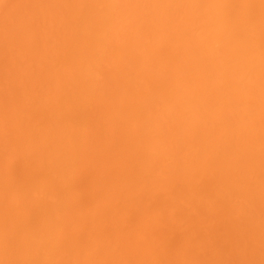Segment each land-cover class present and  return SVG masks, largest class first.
I'll return each instance as SVG.
<instances>
[{
	"label": "bare ground",
	"instance_id": "obj_1",
	"mask_svg": "<svg viewBox=\"0 0 264 264\" xmlns=\"http://www.w3.org/2000/svg\"><path fill=\"white\" fill-rule=\"evenodd\" d=\"M0 264H264V0H0Z\"/></svg>",
	"mask_w": 264,
	"mask_h": 264
}]
</instances>
